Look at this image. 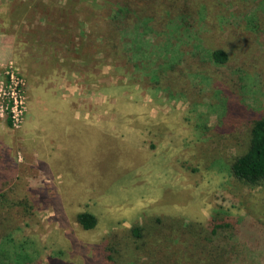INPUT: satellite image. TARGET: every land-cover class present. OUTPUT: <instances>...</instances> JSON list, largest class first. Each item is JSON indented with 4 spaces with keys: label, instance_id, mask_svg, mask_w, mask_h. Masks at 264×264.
Returning a JSON list of instances; mask_svg holds the SVG:
<instances>
[{
    "label": "rangeland",
    "instance_id": "rangeland-1",
    "mask_svg": "<svg viewBox=\"0 0 264 264\" xmlns=\"http://www.w3.org/2000/svg\"><path fill=\"white\" fill-rule=\"evenodd\" d=\"M0 43L26 106L0 108V264H264V185L230 169L264 115V0H0Z\"/></svg>",
    "mask_w": 264,
    "mask_h": 264
},
{
    "label": "trees",
    "instance_id": "trees-1",
    "mask_svg": "<svg viewBox=\"0 0 264 264\" xmlns=\"http://www.w3.org/2000/svg\"><path fill=\"white\" fill-rule=\"evenodd\" d=\"M127 8L129 7L127 6ZM121 9L125 11L123 10L124 7ZM212 56L220 63L228 61L229 57L228 52L221 48L213 50ZM230 169L236 180L243 185L252 188L264 185V115L254 121L249 146L243 153L234 157ZM77 220L85 229L94 228L98 222L97 216L90 211L79 212ZM232 221L235 220L226 221L225 218L222 220L212 217L210 219V231L214 235H219L222 229H229L234 224L231 223ZM142 229L138 225L132 227L131 233L134 243L142 239ZM234 231H238V228Z\"/></svg>",
    "mask_w": 264,
    "mask_h": 264
},
{
    "label": "built area",
    "instance_id": "built-area-1",
    "mask_svg": "<svg viewBox=\"0 0 264 264\" xmlns=\"http://www.w3.org/2000/svg\"><path fill=\"white\" fill-rule=\"evenodd\" d=\"M0 97L3 101L0 105L2 113L9 116L13 125L19 126L26 106L23 82L18 74L7 71L6 80L0 82Z\"/></svg>",
    "mask_w": 264,
    "mask_h": 264
},
{
    "label": "crops",
    "instance_id": "crops-1",
    "mask_svg": "<svg viewBox=\"0 0 264 264\" xmlns=\"http://www.w3.org/2000/svg\"><path fill=\"white\" fill-rule=\"evenodd\" d=\"M1 43H0V47H1ZM43 106H39V107H37V111L35 110V117H34V121H32V129H33V132L36 134V135H38L39 134V132H41L40 131V128L38 127V123H40V122H37V120H44L45 121V123L47 122V126L48 127H46L45 129H47V130H49L50 132H53L52 131V128H51V124H52V120H53V118H55L56 119V115H55V109L52 107H47V106H45L44 105V103L42 104ZM43 108H44V110H43ZM70 108V107H69ZM62 114H63V112H61ZM68 115H67V118L69 117V119H71V120H76V121H78V120H80L81 118L85 121V115H84V108L82 107V108H79V106L77 105V106H74V107H72V108H70L69 110H68ZM51 115H52V118H51ZM58 117V116H57ZM31 114L29 113L28 114V122H30L31 121ZM110 119H112L110 116L108 117V120H106V122L104 123L103 122V125L105 126V127H107V128H110L111 129V126H110ZM58 122H59V118L58 119H56ZM62 120V119H61ZM112 122H113V120H111ZM28 122H26V123H28ZM62 127H63V121H61L60 123H59ZM59 126V125H58ZM60 126V127H61ZM38 127V128H37ZM38 136H40V135H38Z\"/></svg>",
    "mask_w": 264,
    "mask_h": 264
}]
</instances>
